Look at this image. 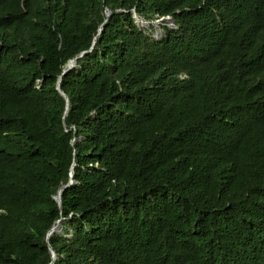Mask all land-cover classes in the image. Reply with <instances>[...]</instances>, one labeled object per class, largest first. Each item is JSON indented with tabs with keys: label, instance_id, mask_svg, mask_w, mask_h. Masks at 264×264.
Segmentation results:
<instances>
[{
	"label": "trees",
	"instance_id": "16d2710c",
	"mask_svg": "<svg viewBox=\"0 0 264 264\" xmlns=\"http://www.w3.org/2000/svg\"><path fill=\"white\" fill-rule=\"evenodd\" d=\"M0 264H264V0H0Z\"/></svg>",
	"mask_w": 264,
	"mask_h": 264
},
{
	"label": "rangeland",
	"instance_id": "374dc122",
	"mask_svg": "<svg viewBox=\"0 0 264 264\" xmlns=\"http://www.w3.org/2000/svg\"><path fill=\"white\" fill-rule=\"evenodd\" d=\"M167 25H169L167 21L165 23V22H162V20L155 19L154 21H148L147 24H145L143 29L146 30L148 33H150L152 36L156 38H160L162 35H165L164 27Z\"/></svg>",
	"mask_w": 264,
	"mask_h": 264
},
{
	"label": "water",
	"instance_id": "95a60500",
	"mask_svg": "<svg viewBox=\"0 0 264 264\" xmlns=\"http://www.w3.org/2000/svg\"><path fill=\"white\" fill-rule=\"evenodd\" d=\"M110 14H111V12L109 11L108 13H107V15L108 16H110ZM173 21V22H172ZM172 21H171V23H170V27H173V25H174V19H172ZM75 63H76V59H73V60H71L69 63H68V65H67V69L64 71V73L68 70V69H70L71 67H73L74 65H75ZM61 80V79H60ZM60 80H59V82H58V86H57V89L60 91V93L63 95V96H66L65 95V93L61 90V88H60ZM66 99H67V101H68V98L66 97ZM72 176V175H71ZM73 182V179H71L70 180V182H69V184H71ZM68 186V184L67 185H64L61 189H60V191H59V193L57 194V196H55V199L60 203V201H61V192H62V190L65 188V187H67ZM58 222H60V220H58L56 223H58ZM60 227H61V225H60ZM53 231H54V226L50 229V231L48 232V234H47V238L53 233ZM51 249V251H52V256H53V258L55 257V252H54V250L52 249V248H50Z\"/></svg>",
	"mask_w": 264,
	"mask_h": 264
},
{
	"label": "bare ground",
	"instance_id": "6f19581e",
	"mask_svg": "<svg viewBox=\"0 0 264 264\" xmlns=\"http://www.w3.org/2000/svg\"><path fill=\"white\" fill-rule=\"evenodd\" d=\"M141 24L142 25H145V24H147V23H144V22H141ZM169 25H170V23H169ZM60 225H61V222H58V223H56L55 225H54V231L53 232H55V231H61L60 229Z\"/></svg>",
	"mask_w": 264,
	"mask_h": 264
},
{
	"label": "clouds",
	"instance_id": "9594fccd",
	"mask_svg": "<svg viewBox=\"0 0 264 264\" xmlns=\"http://www.w3.org/2000/svg\"><path fill=\"white\" fill-rule=\"evenodd\" d=\"M134 13H135V12H134ZM135 14H136V13H135ZM136 15H137V14H136ZM137 17H139V16H137ZM167 17L170 19V22H168L169 19H168ZM139 18H142V17H139ZM136 19H137V18H136ZM143 20H144V18H143ZM165 20H166L168 23H171L172 18H171L170 16H166V17H165ZM144 21H145V20H144ZM137 22H138L140 25H142V24L140 23V21H138V19H137ZM172 22H173V21H172ZM145 23H147V21H145ZM174 25H175V21H174ZM174 25H173V26H174ZM168 26H169V25H168Z\"/></svg>",
	"mask_w": 264,
	"mask_h": 264
},
{
	"label": "built area",
	"instance_id": "2783aa9c",
	"mask_svg": "<svg viewBox=\"0 0 264 264\" xmlns=\"http://www.w3.org/2000/svg\"><path fill=\"white\" fill-rule=\"evenodd\" d=\"M134 16H135V18H137L138 19V21H140V23L141 22H144L145 23V21L143 20V18H139V17H137V15L134 13ZM168 18V17H167ZM163 18H160L159 20H162ZM169 19V18H168ZM168 22H170V19L168 20Z\"/></svg>",
	"mask_w": 264,
	"mask_h": 264
}]
</instances>
